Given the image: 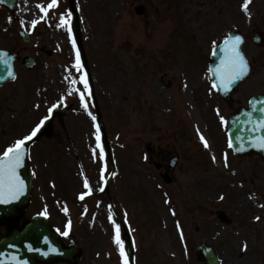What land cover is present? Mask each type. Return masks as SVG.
I'll use <instances>...</instances> for the list:
<instances>
[{
  "label": "rangeland",
  "instance_id": "1",
  "mask_svg": "<svg viewBox=\"0 0 264 264\" xmlns=\"http://www.w3.org/2000/svg\"><path fill=\"white\" fill-rule=\"evenodd\" d=\"M165 1L76 0L101 116L115 153L117 176L111 182V192L114 201L127 208V219L135 229L131 232L135 235V247H141L142 255L146 253L142 257L138 253V264H198L183 225L192 243L193 239L195 244L203 240L213 243L217 234L212 237L202 229L205 226L207 231L214 232L211 226L215 225L216 211L204 213L205 207L226 210L235 219L254 225L264 223V162L256 156L245 160L233 156L228 139V120L233 109L213 88L207 64L226 31L236 27L251 37L253 31L260 30L264 0L250 3L249 12L242 7L245 0H233L232 6L217 17L216 11L211 10L215 8L214 0L203 9L185 2L182 7L192 15L183 25L194 34L195 41L187 32L171 36V32L178 31L173 28L177 21L171 19L177 15V8L169 12ZM50 2L17 0L14 12L0 7V47L22 45L20 29L31 35V44L20 50L37 57L39 68L31 74L22 71L14 88L28 93L25 94L32 107L31 126L38 118L33 111L35 102L59 101L56 90L62 93L63 109L75 107V111L65 114V128H57V137L44 147L41 145V161H32L29 214L46 210L50 221L63 233L67 227L60 218L69 222L72 218L65 212L59 214L61 203L76 217L81 209L77 199L81 194L86 197L88 192L85 179L95 196L93 201L100 198L109 177V161L102 140L103 156L97 148L92 119L96 113L92 108L86 111L80 100L83 92L91 107L81 80L83 69L76 67L72 37L67 26H58L61 14L67 13L69 6L59 0V7L45 16L39 6L47 7ZM141 4L146 8L144 18L135 15V7ZM209 18L214 26L207 25ZM34 20L38 23L33 28ZM75 25L76 20L71 18L72 30ZM245 52L252 74L234 94V108L264 93V49H256L250 41ZM200 131L210 145L206 149L196 143V132ZM59 138L64 142L57 148ZM174 155H178L179 162L169 186L154 164L167 165ZM187 158L193 161L194 168L188 169ZM242 182L244 186L240 187ZM93 203L99 205V211L84 223L91 216L82 214L80 228L69 233L67 245L81 248L78 264H113L110 250H115V264H124L114 239L115 226H110L113 219H105L110 213L108 202L98 199ZM205 218L210 219L209 224L204 223ZM104 219L110 227L101 226ZM226 239L221 248L225 264L241 263L248 258H236L238 251L243 252L241 242L245 241L236 230L228 233ZM182 245L188 247L185 255Z\"/></svg>",
  "mask_w": 264,
  "mask_h": 264
},
{
  "label": "snow or ice",
  "instance_id": "2",
  "mask_svg": "<svg viewBox=\"0 0 264 264\" xmlns=\"http://www.w3.org/2000/svg\"><path fill=\"white\" fill-rule=\"evenodd\" d=\"M0 3H3V0H0ZM251 3V0H245V3L243 4V9L245 12H249V4ZM41 8V11L47 16L48 12L52 9L59 7V0H51L50 3H48L47 7H44L43 5L39 6ZM71 12H67L65 14H61L60 21H59V27H65L67 26V31L71 37L72 34V26H71ZM38 21H33L32 26L33 28L36 26ZM225 48L224 52L226 53L225 58L221 61V65L219 68L216 69V74L219 77V84H213V88H219L222 87L224 91H228L230 89V86L235 83L237 80L243 78L246 76L249 72V63L247 59L245 58L244 54L239 48V45L242 43V38L240 36H235L233 38H229L225 40ZM72 45L73 48L76 49V67L77 70H80L83 66L81 64L80 59V51L76 47V41L74 38H72ZM7 65V60L3 61ZM8 76H13V73L11 71L8 72ZM84 89L88 92V95H91V88L89 86L88 81V74L84 73V75L81 77ZM75 83V81H73ZM79 91V89H77ZM80 100L82 103V106L87 111L88 109V103L85 101V96L83 92H80ZM261 111H264V109H261ZM90 114V113H89ZM91 115V114H90ZM93 120H95V117H92ZM223 119V118H221ZM42 123V122H41ZM261 128H264V122H261L259 125ZM40 131V125H37L35 129L32 130L31 134L26 136L23 139L16 140L14 144L6 149L4 151L3 156L0 157V204H7L11 201L17 200L20 198V196L24 192V181L20 178L18 174V169L23 165L24 158H25V142L32 140L33 137L37 135V133ZM201 141L204 143V146L207 148L209 147L208 141L205 139L203 134L200 135ZM101 136H100V126L96 125V142H97V148L100 149V155L103 156V147L100 143ZM231 146V145H230ZM258 146L261 148H264V138H261L258 142ZM96 149H93V154H95ZM215 159V157H213ZM225 164L227 166V160L225 159ZM106 170V166L104 169H102L101 178L103 179V172ZM84 186L86 189H88L87 195L91 194V187L89 185V182L87 179H85ZM85 194H81L80 199H84ZM223 199V197H221ZM67 211V209H65ZM41 215H47V211L41 213ZM111 219V217H110ZM257 220H260V217H256ZM112 223L115 225V243L119 248L120 255L124 259V264H128V256L125 253L124 249V242L120 238V226L116 223L115 220H112ZM71 224L69 222L68 228L70 229ZM65 237L69 235V231H64L62 233ZM243 249L247 250V244L243 245ZM29 250H33L31 246H29ZM35 251H39V249H35ZM53 251H56L53 249ZM47 254V253H45ZM12 259L14 261H18V257L13 256ZM23 264H27V261H24Z\"/></svg>",
  "mask_w": 264,
  "mask_h": 264
},
{
  "label": "water",
  "instance_id": "3",
  "mask_svg": "<svg viewBox=\"0 0 264 264\" xmlns=\"http://www.w3.org/2000/svg\"><path fill=\"white\" fill-rule=\"evenodd\" d=\"M7 0H3V3H5ZM9 3L13 6V0H9ZM7 3L8 5H10ZM24 38V41L29 42L30 39L25 34H21ZM234 36H232L233 38ZM80 41V38H79ZM225 43L222 47H220L217 52L214 55L215 58V65L213 67V74L216 78L217 84L220 83L219 77L216 74V69L220 67L221 61L225 58L226 53L224 52ZM239 48L241 50V44L239 45ZM4 60H7V65L3 62ZM26 65L28 67L34 66V60L30 59L27 61ZM85 67L88 71L87 64L85 62ZM11 71L13 73V76H8V72ZM14 78V63H13V57L7 58L4 53H0V86L3 84L10 82ZM243 80V78L237 80L235 83H233L230 86V89L226 92L222 87H219L220 92L226 96L227 98H230V92L232 89L236 88L238 84ZM261 109H264V98L260 99L258 102H255L253 104V109L248 112H242L239 117H233L230 122V139L232 147L234 148L236 153H241L243 151H246L249 149V147H253V150L257 153H260L264 156V148L257 149L258 142L261 138H264V128H261L259 125L261 122H264V111H261ZM51 130L50 122L47 123L45 128L40 132L37 139L43 135L44 133H47L49 135V132ZM102 130L104 132V128L102 125ZM107 141V140H106ZM108 143V141H107ZM108 148L110 150V146L108 143ZM20 178L24 181V198L22 200V203H26L28 200L30 188H31V177L29 173V167L27 164L26 157L24 158L23 165L17 170ZM167 182L169 180L167 179ZM1 213H5V209L0 206V220H1ZM39 220V219H38ZM37 220V221H38ZM43 228V229H40ZM37 229L41 230L38 231ZM49 227L47 224H41V223H32L30 226H28L25 230L24 236H26L24 243L26 244H32L34 247H41L46 249L49 253L51 252L50 244L47 241L49 236ZM23 234L17 235L16 237H9L4 238L0 242V263L1 262H7L9 261L12 252H20L18 248L15 250L10 249L9 246L11 244H23L22 240ZM46 238H45V237ZM21 237V238H20ZM50 240L53 242V238L49 237ZM30 250L27 248L26 250H22V254L20 255L22 259H28L31 260L32 258L38 256L37 254H28ZM32 251V250H31ZM208 252L207 249L204 247L199 250L200 253H206ZM25 253V254H24ZM27 253V254H26ZM18 256V255H17ZM54 257V256H53ZM35 259V258H34ZM207 262L209 264H213V259L208 258Z\"/></svg>",
  "mask_w": 264,
  "mask_h": 264
},
{
  "label": "flooded vegetation",
  "instance_id": "4",
  "mask_svg": "<svg viewBox=\"0 0 264 264\" xmlns=\"http://www.w3.org/2000/svg\"><path fill=\"white\" fill-rule=\"evenodd\" d=\"M175 1V0H172ZM24 56H22L21 52L18 51V71L21 69L24 71L22 67V62L24 60ZM19 92L14 89V86H7L0 90V157L3 155L4 151L10 146L14 144L16 140L23 139L30 133L31 127V104L27 102L29 98H27L24 90ZM46 103L43 105L42 101H37L33 106V111H46ZM38 113V112H37ZM55 126H57V120L54 121ZM37 147L33 149L32 155L40 156V150H36ZM35 151V152H34ZM24 218V215H23ZM26 220L29 221V216H26ZM21 221V220H20ZM18 220V224L20 222ZM21 221V222H23ZM20 222V223H21ZM216 225L211 227L214 231L213 233L204 229L205 234H210V236H214V234L219 233L221 227L218 225L219 222H216ZM12 226L13 222L8 223ZM24 225V224H23ZM249 229H251L250 225H247ZM253 236L255 237L256 242H264V227L258 225L253 226ZM251 264H263L262 262L253 261Z\"/></svg>",
  "mask_w": 264,
  "mask_h": 264
},
{
  "label": "bare ground",
  "instance_id": "5",
  "mask_svg": "<svg viewBox=\"0 0 264 264\" xmlns=\"http://www.w3.org/2000/svg\"><path fill=\"white\" fill-rule=\"evenodd\" d=\"M198 125V124H197ZM201 132V131H200Z\"/></svg>",
  "mask_w": 264,
  "mask_h": 264
}]
</instances>
